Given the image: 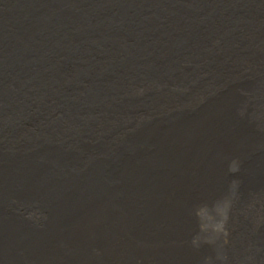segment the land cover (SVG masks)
Masks as SVG:
<instances>
[{
    "label": "bare ground",
    "instance_id": "1",
    "mask_svg": "<svg viewBox=\"0 0 264 264\" xmlns=\"http://www.w3.org/2000/svg\"><path fill=\"white\" fill-rule=\"evenodd\" d=\"M176 1L150 25L138 22L145 33L63 65L76 95L94 103L80 115L96 122L67 120L66 133L46 138L79 135L68 147L83 153L77 172L94 166L124 184L91 194L29 264L60 263L67 249L72 264H264V0ZM19 2L0 0V23ZM10 89L3 84L0 99L17 104L12 118L32 120ZM7 151L0 145V184L20 169ZM34 167L22 194L46 173ZM127 189L135 192L120 194Z\"/></svg>",
    "mask_w": 264,
    "mask_h": 264
},
{
    "label": "water",
    "instance_id": "2",
    "mask_svg": "<svg viewBox=\"0 0 264 264\" xmlns=\"http://www.w3.org/2000/svg\"><path fill=\"white\" fill-rule=\"evenodd\" d=\"M175 2L24 0L14 7L6 25L0 23V90L9 82L11 89L7 92L22 101V110H34L32 120L27 119L25 111L22 117L12 118L10 111L17 104L0 99V145L8 150L7 156L17 158L20 166L16 174H8L13 176L12 181L0 184V264H29L44 242L50 238L55 242L54 238L61 236L58 231L67 230L71 220L78 219L80 208L85 207L91 194H113V184H124L120 176L102 175L94 166L77 172L76 167L85 161L83 153L68 147L70 141L80 139L79 135L74 134L70 140L66 137L58 145L46 138V134L65 131L67 120L91 126L96 122L80 115L94 103L88 95H76L79 85L70 80V68L64 71L63 65L72 59L82 62L91 51H102L120 36L145 33L146 26L138 22L145 18L150 25L167 15L162 6ZM63 104L66 110L58 115ZM56 107L59 110L54 111ZM14 142L20 143V149L12 147ZM31 166L44 167L46 173L37 187L22 194L23 179L34 176L27 169ZM52 181L54 186L50 187ZM43 183L49 186L47 194H37ZM80 188L88 192L74 194ZM127 190L120 194L135 192ZM75 255L74 250L67 249L58 253L60 263L54 257L46 264H72L70 259Z\"/></svg>",
    "mask_w": 264,
    "mask_h": 264
},
{
    "label": "rangeland",
    "instance_id": "3",
    "mask_svg": "<svg viewBox=\"0 0 264 264\" xmlns=\"http://www.w3.org/2000/svg\"><path fill=\"white\" fill-rule=\"evenodd\" d=\"M251 83H258V82H251ZM264 93V92H263ZM259 95H261V94H259ZM262 96V95H261Z\"/></svg>",
    "mask_w": 264,
    "mask_h": 264
}]
</instances>
